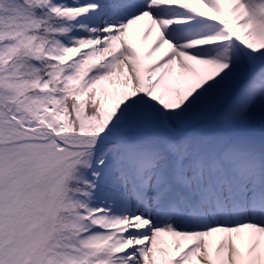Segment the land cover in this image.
Listing matches in <instances>:
<instances>
[{
    "label": "snow or ice",
    "instance_id": "6c2138e0",
    "mask_svg": "<svg viewBox=\"0 0 264 264\" xmlns=\"http://www.w3.org/2000/svg\"><path fill=\"white\" fill-rule=\"evenodd\" d=\"M0 264H264V0H0Z\"/></svg>",
    "mask_w": 264,
    "mask_h": 264
},
{
    "label": "bare ground",
    "instance_id": "6f19581e",
    "mask_svg": "<svg viewBox=\"0 0 264 264\" xmlns=\"http://www.w3.org/2000/svg\"><path fill=\"white\" fill-rule=\"evenodd\" d=\"M151 39H152V37H151V36H149V41H151Z\"/></svg>",
    "mask_w": 264,
    "mask_h": 264
}]
</instances>
